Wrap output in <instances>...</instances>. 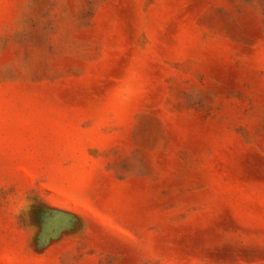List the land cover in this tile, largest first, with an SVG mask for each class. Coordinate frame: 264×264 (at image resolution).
Returning <instances> with one entry per match:
<instances>
[{
    "label": "rangeland",
    "instance_id": "rangeland-1",
    "mask_svg": "<svg viewBox=\"0 0 264 264\" xmlns=\"http://www.w3.org/2000/svg\"><path fill=\"white\" fill-rule=\"evenodd\" d=\"M0 264H264V0H0Z\"/></svg>",
    "mask_w": 264,
    "mask_h": 264
}]
</instances>
